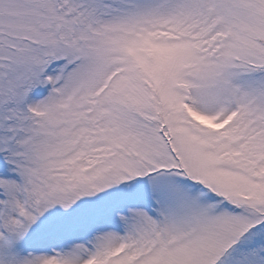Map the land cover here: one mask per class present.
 <instances>
[{
	"label": "snow or ice",
	"instance_id": "obj_1",
	"mask_svg": "<svg viewBox=\"0 0 264 264\" xmlns=\"http://www.w3.org/2000/svg\"><path fill=\"white\" fill-rule=\"evenodd\" d=\"M0 264H264V0H0Z\"/></svg>",
	"mask_w": 264,
	"mask_h": 264
}]
</instances>
